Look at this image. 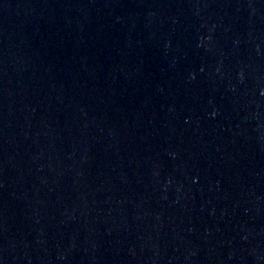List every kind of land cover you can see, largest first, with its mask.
Here are the masks:
<instances>
[{
    "label": "water",
    "instance_id": "1",
    "mask_svg": "<svg viewBox=\"0 0 264 264\" xmlns=\"http://www.w3.org/2000/svg\"><path fill=\"white\" fill-rule=\"evenodd\" d=\"M0 264H264V0H0Z\"/></svg>",
    "mask_w": 264,
    "mask_h": 264
}]
</instances>
